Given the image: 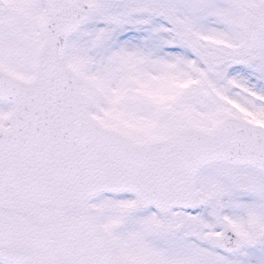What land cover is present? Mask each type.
Returning a JSON list of instances; mask_svg holds the SVG:
<instances>
[{
  "label": "snow or ice",
  "instance_id": "1",
  "mask_svg": "<svg viewBox=\"0 0 264 264\" xmlns=\"http://www.w3.org/2000/svg\"><path fill=\"white\" fill-rule=\"evenodd\" d=\"M0 264H264V0H0Z\"/></svg>",
  "mask_w": 264,
  "mask_h": 264
}]
</instances>
